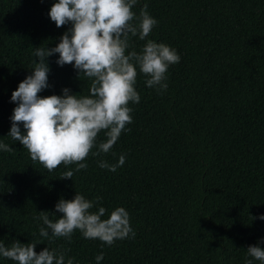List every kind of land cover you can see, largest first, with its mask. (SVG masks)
<instances>
[{
    "label": "trees",
    "instance_id": "obj_1",
    "mask_svg": "<svg viewBox=\"0 0 264 264\" xmlns=\"http://www.w3.org/2000/svg\"><path fill=\"white\" fill-rule=\"evenodd\" d=\"M54 2L0 0V143L13 149L0 150V241H35L37 253L70 249L74 264H97L101 252L99 264H245L247 247L264 238V220L249 217L264 215V0H138L137 16L147 4L158 22L147 39L174 48L180 62L169 67L162 93L138 75L133 122L78 172L75 164L49 172L7 136L11 93L31 74L35 48L55 47L70 27L50 21ZM129 43L139 52L145 41ZM58 58L46 59L49 87L38 95L64 88L88 95L90 80ZM121 154L115 172L98 166L117 164ZM75 193L101 198L92 211L125 208L134 238L107 246L78 231L71 242L40 237L38 213L59 218L55 204ZM0 264L14 262L0 257Z\"/></svg>",
    "mask_w": 264,
    "mask_h": 264
},
{
    "label": "clouds",
    "instance_id": "obj_2",
    "mask_svg": "<svg viewBox=\"0 0 264 264\" xmlns=\"http://www.w3.org/2000/svg\"><path fill=\"white\" fill-rule=\"evenodd\" d=\"M137 3L138 0H56L52 3L48 11L50 21L57 28L70 27L55 47L35 48L37 59L31 74L11 93L10 103L16 107L12 110L7 134L27 150L33 162L49 172L61 164L66 167L75 164L74 171L78 172L87 168L83 161L90 153L110 152L126 126L133 122V110L128 105L140 102L136 90L138 75L145 77L146 87L155 88L158 93L167 89L168 69L181 58L174 48L147 39L158 22L147 12V4L137 16L133 11ZM137 36L145 43L139 52L130 51V37ZM56 54L58 66L72 65L77 77L83 75L90 80L88 95L73 94L68 88L62 89L61 95H38L49 87L50 68L46 59ZM101 132L105 139L98 142ZM94 148L96 152H92ZM0 150L13 151L5 143H0ZM124 163L125 155L121 154L117 164L100 161L98 166L115 172ZM72 175V170L66 171L64 179ZM100 200V197L89 200L78 193L71 200L60 198L54 209L59 218L50 219L53 214L47 211L38 213L37 219L43 223L39 228L40 237L50 242L56 238L71 242L74 232L78 231L84 239L99 240L107 246L117 240L134 238L125 208L116 207L110 213L104 207L92 211ZM249 217L264 220V215ZM260 244H264V238L247 247L246 253L251 259L245 264L253 261L264 264V248ZM36 247L35 241L21 244L14 240L10 246L0 241V257L14 264H74V258L66 256L70 249L44 247L37 253ZM102 259L103 252L95 257L97 264Z\"/></svg>",
    "mask_w": 264,
    "mask_h": 264
}]
</instances>
